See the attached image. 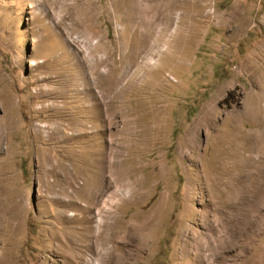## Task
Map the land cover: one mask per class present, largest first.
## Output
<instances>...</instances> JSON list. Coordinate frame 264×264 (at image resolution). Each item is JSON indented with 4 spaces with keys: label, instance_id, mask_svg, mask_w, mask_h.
Listing matches in <instances>:
<instances>
[{
    "label": "rangeland",
    "instance_id": "rangeland-1",
    "mask_svg": "<svg viewBox=\"0 0 264 264\" xmlns=\"http://www.w3.org/2000/svg\"><path fill=\"white\" fill-rule=\"evenodd\" d=\"M0 264H264V0H0Z\"/></svg>",
    "mask_w": 264,
    "mask_h": 264
}]
</instances>
